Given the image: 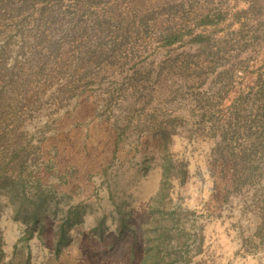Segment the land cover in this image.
Returning a JSON list of instances; mask_svg holds the SVG:
<instances>
[{"label":"rangeland","instance_id":"1","mask_svg":"<svg viewBox=\"0 0 264 264\" xmlns=\"http://www.w3.org/2000/svg\"><path fill=\"white\" fill-rule=\"evenodd\" d=\"M0 264H264V0H0Z\"/></svg>","mask_w":264,"mask_h":264},{"label":"trees","instance_id":"2","mask_svg":"<svg viewBox=\"0 0 264 264\" xmlns=\"http://www.w3.org/2000/svg\"><path fill=\"white\" fill-rule=\"evenodd\" d=\"M35 213V212H34ZM36 217V216H35Z\"/></svg>","mask_w":264,"mask_h":264}]
</instances>
